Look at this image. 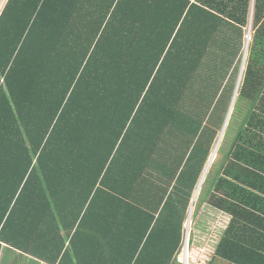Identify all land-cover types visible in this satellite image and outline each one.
I'll use <instances>...</instances> for the list:
<instances>
[{
	"label": "trees",
	"instance_id": "obj_1",
	"mask_svg": "<svg viewBox=\"0 0 264 264\" xmlns=\"http://www.w3.org/2000/svg\"><path fill=\"white\" fill-rule=\"evenodd\" d=\"M198 189L264 264V0H7L0 252L184 264Z\"/></svg>",
	"mask_w": 264,
	"mask_h": 264
},
{
	"label": "crops",
	"instance_id": "obj_2",
	"mask_svg": "<svg viewBox=\"0 0 264 264\" xmlns=\"http://www.w3.org/2000/svg\"><path fill=\"white\" fill-rule=\"evenodd\" d=\"M6 2H7V0L5 1V4H6ZM5 4H4V6H5ZM1 11H0V13H1ZM208 207L211 208V209H214L215 213H214L213 225H214V227L217 226V229H218L219 233H218V235L214 234V236H213L214 237L213 238V242L214 243H213V246L210 245V248H211V250H210L211 251V255L210 256L211 257H209L210 261L207 264H229V262L227 260H225V259H222V258L216 257V256L214 257L213 256V252L216 249V247L218 246V244L221 241V239L224 237L225 232H226V230L228 229V227H229V225L231 223L232 217H231L230 214H228V213H226L224 211H219V210H217L215 208H212V207L208 206V204H203L201 206L202 209L203 208H208ZM199 213H200V211H199ZM191 218H192V216H191ZM191 220H190V222H188V219H187V222H186L185 242H186V238H187V244H186L187 245V249H188L189 244H190V241H189L190 231L189 230H190ZM218 226H219V228H218ZM187 231H189L188 232V236H187ZM193 233H194V231H193ZM259 247L261 249H264V241L260 242ZM184 249H185V245H184ZM196 249L197 250H202V248H196ZM206 251H207V249L205 251L203 250L201 252V255H202L201 258L199 257V251H198V257H199L200 261H202L203 257L206 256V254H204V252H206ZM188 253H189V250H188ZM0 264H72V262L69 260V258H67L66 261H57L55 263H51L49 261H45V260H42V259H40L38 257L30 255V254H28V253H26L24 251H21V250H19L17 248H14V247L6 244V243H3L2 244V248H1V252H0Z\"/></svg>",
	"mask_w": 264,
	"mask_h": 264
},
{
	"label": "rangeland",
	"instance_id": "obj_3",
	"mask_svg": "<svg viewBox=\"0 0 264 264\" xmlns=\"http://www.w3.org/2000/svg\"><path fill=\"white\" fill-rule=\"evenodd\" d=\"M6 0H0V11L2 10L4 4H5ZM252 36V31H251V26L248 28V32L246 34V47L245 50L246 51V56L247 54V39L250 38V36ZM251 41V38L250 40ZM247 48V49H246ZM245 54V53H244ZM244 59V57H243ZM243 64V62H242ZM244 68V67H243ZM239 82V81H238ZM221 141V139H220ZM220 141L218 143V145L220 144ZM217 145V146H218ZM216 156V152L213 154L211 161H213V159ZM197 202L195 201L194 207H196ZM209 208V207H208ZM201 208L200 209V213H198L197 217L194 219V222L192 223L191 221V225H190V235H189V241L191 239V243L189 244L188 250H189V263L190 264H207L210 259L209 257H211V248L210 245L213 246V236L214 234L218 235L219 231L217 229V226L214 227L213 222H214V209L211 208ZM196 209V208H193ZM193 212V211H192ZM219 228V226H218ZM194 231V233H193ZM191 232L193 233L192 237H191ZM207 247V248H206ZM196 248H202V250H197ZM204 248V249H203ZM206 252H204V254H206V256L203 257V260L200 261L199 257L201 258V252L204 250H206ZM198 251H199V257H198ZM184 253H185V249L183 248L182 254H181V260L184 261ZM209 259V260H208Z\"/></svg>",
	"mask_w": 264,
	"mask_h": 264
},
{
	"label": "water",
	"instance_id": "obj_4",
	"mask_svg": "<svg viewBox=\"0 0 264 264\" xmlns=\"http://www.w3.org/2000/svg\"><path fill=\"white\" fill-rule=\"evenodd\" d=\"M247 46H248V41H247ZM246 49H247V48H246ZM247 51H248V49H247ZM245 59H246V51H245V54H244V59H243V64H242V68H241V75H240V78H239V82H240V79H241V76H242V71H243V69H244L243 67H244V64H245ZM239 82H238V84H239ZM198 193H199V189L197 190V193H196V195H195V198L193 199V206H192L191 211H190V214H189L188 222H190V220H191L192 211H193L194 204H195V201H196V198H197ZM188 232H189V231H187V236H188ZM186 244H187V238H186V242H185V249H186V247H187Z\"/></svg>",
	"mask_w": 264,
	"mask_h": 264
},
{
	"label": "built area",
	"instance_id": "obj_5",
	"mask_svg": "<svg viewBox=\"0 0 264 264\" xmlns=\"http://www.w3.org/2000/svg\"><path fill=\"white\" fill-rule=\"evenodd\" d=\"M250 36V35H249ZM250 38H251V36H250ZM249 42V41H248ZM188 255H189V253H188V249H187V247H186V249H185V253H184V261H183V263L184 264H189V257H188Z\"/></svg>",
	"mask_w": 264,
	"mask_h": 264
},
{
	"label": "bare ground",
	"instance_id": "obj_6",
	"mask_svg": "<svg viewBox=\"0 0 264 264\" xmlns=\"http://www.w3.org/2000/svg\"><path fill=\"white\" fill-rule=\"evenodd\" d=\"M250 40V38H248V41ZM217 148H218V146H217Z\"/></svg>",
	"mask_w": 264,
	"mask_h": 264
},
{
	"label": "clouds",
	"instance_id": "obj_7",
	"mask_svg": "<svg viewBox=\"0 0 264 264\" xmlns=\"http://www.w3.org/2000/svg\"><path fill=\"white\" fill-rule=\"evenodd\" d=\"M248 44H249V42H248Z\"/></svg>",
	"mask_w": 264,
	"mask_h": 264
}]
</instances>
